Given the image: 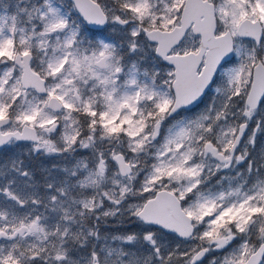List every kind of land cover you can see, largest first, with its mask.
<instances>
[{
  "label": "snow or ice",
  "instance_id": "obj_1",
  "mask_svg": "<svg viewBox=\"0 0 264 264\" xmlns=\"http://www.w3.org/2000/svg\"><path fill=\"white\" fill-rule=\"evenodd\" d=\"M0 264H264V0H0Z\"/></svg>",
  "mask_w": 264,
  "mask_h": 264
}]
</instances>
